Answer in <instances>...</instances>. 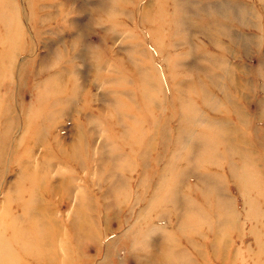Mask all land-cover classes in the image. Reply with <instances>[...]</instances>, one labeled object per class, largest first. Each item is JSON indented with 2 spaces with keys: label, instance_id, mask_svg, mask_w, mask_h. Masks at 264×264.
<instances>
[{
  "label": "rangeland",
  "instance_id": "1",
  "mask_svg": "<svg viewBox=\"0 0 264 264\" xmlns=\"http://www.w3.org/2000/svg\"><path fill=\"white\" fill-rule=\"evenodd\" d=\"M59 1L62 2V8ZM145 12L148 18H144ZM6 29L9 30L7 34L4 33ZM18 29H22L23 33L19 34ZM150 41L154 46L149 45ZM16 45L19 48H14ZM11 54L18 56L13 60ZM62 54L66 59L62 61L66 65L62 70L67 69L63 71L64 77L57 76ZM4 55H10V59ZM176 58L177 63H173ZM167 59L171 62L168 63ZM0 60V141L5 138L7 130H12L11 136L5 140H8V145L0 151V224L4 222L2 216L5 209L9 206L16 209L19 205L16 189L21 174L17 162L29 157L31 150L36 151L34 160V156L28 158L31 163L37 164V158L42 155L44 146H37L40 140L32 132V127L41 128L50 137L45 125L47 117L48 122H58L56 132L60 133L58 139L65 148L75 143L71 137L73 132L83 133L85 137L91 133L88 138H94L88 139L93 160L90 171L82 168L76 174L74 168H68L66 163H54L59 159L53 157L56 165L49 175L54 184L61 185V190L52 196L55 206L45 204L52 218L47 221L58 222L62 238L69 240L72 231L67 232L65 229L70 221H76L78 186H85L84 181L89 176L93 185L100 188L97 183L98 174L103 170L98 168V163L109 159L101 154L100 147L115 132L110 129L105 131L104 122L114 119L119 123L122 114L117 111V99L122 96L126 102L129 101L132 94L130 88L137 89L134 79L142 75L141 68L152 72V84L157 97L150 95L148 87L146 103L152 101L150 97H153L155 107L161 100L169 99L164 93L170 74L167 72V75L159 68L164 60L168 65L180 68V73L188 69L190 72H199L203 78H206L212 67L221 68L225 73L231 66L237 79L242 82L243 88L239 91L241 100L237 99L236 89L234 91L227 84L221 83L217 90L211 89L210 102L214 105H218V102L226 104L223 96L228 91L230 101H238L237 105L242 109L246 122L255 120V127H251L248 134L245 132L241 135L244 140L242 145L245 146L236 147L230 155L231 159H235L239 148H242V153L251 148L255 158L245 154L244 159L241 158L242 162L233 163L234 172L229 170L230 166L224 167V171L229 177L237 176L239 180L243 169L240 164L256 163L255 167L244 170L248 169L257 175L260 172L262 180L259 177L251 190L254 188V194H257L256 191L261 192L260 204H263L261 206L264 209V133L261 135L259 131L264 129V0H0ZM216 75L223 81V75ZM119 88L123 90L119 91ZM68 89L76 95L72 100H68ZM63 91H66L63 99L56 100ZM193 93L194 100L189 103L191 107L198 106L199 98L202 97L198 91ZM160 94L165 98H161ZM227 104L228 107L234 105ZM160 112L154 109L156 115ZM146 117L149 121L153 118L150 110L146 111ZM28 120L32 122L30 126L26 123ZM227 120H230L229 124L233 127L236 116H228ZM160 121H163L161 117ZM167 153L171 154V150ZM69 172L75 179L68 189L60 180L65 178L64 174L69 177ZM167 173L170 174V171ZM173 173L175 169L172 170V177ZM41 179L43 184L45 180ZM149 179L145 192L152 195L157 187V177ZM218 188L220 190V186ZM229 189L228 196H219V202L211 201L205 207L198 208L204 216L198 215L197 223L180 224L184 226L185 234L195 243V247L189 249L191 253L188 257L192 260L197 258L199 264H254L248 248L256 249V242L249 232L250 224L246 223L245 215L247 211L252 216L259 215V202L252 203L255 200L251 199L248 205L243 195L245 191L241 188L239 192L231 180ZM127 191L133 194L131 199L105 202L99 198L92 200L91 195L84 192L87 201L84 202L85 212L82 215L92 218L96 213L97 218L101 217V228L94 232L95 235H83L78 244L68 246V250L58 246L47 247L43 251L47 256L45 264L145 262V255L133 251V243L138 241L135 240L136 233L140 232L142 225L138 210H143V204L138 202L140 199L136 200L140 189L134 184ZM195 194L192 198L198 202ZM216 202L222 211L223 207L232 206L233 213H236L228 218L227 224L231 227L226 229L223 241L218 242V248L223 253H215L209 245V227L211 224L215 226L219 219V216L216 217ZM228 212L229 208L223 212L225 223L220 228L226 226ZM18 218L23 221V214L18 215ZM51 228L57 229L54 225ZM154 232L157 233H148L147 240L150 243L156 241L159 248L144 249L143 252L147 256L155 253L160 257L163 240L160 236L163 235L159 230ZM174 236L172 242L181 235L179 238L177 234ZM179 240L184 244L185 240ZM208 259L211 261L206 262ZM260 264H264V255Z\"/></svg>",
  "mask_w": 264,
  "mask_h": 264
},
{
  "label": "bare ground",
  "instance_id": "2",
  "mask_svg": "<svg viewBox=\"0 0 264 264\" xmlns=\"http://www.w3.org/2000/svg\"><path fill=\"white\" fill-rule=\"evenodd\" d=\"M59 2L62 8V2ZM148 17L149 15L145 12L144 18ZM18 30L19 34L23 33L22 29ZM8 32V29L4 31L5 34ZM6 42L7 40L4 39V43ZM149 45L154 46L151 41ZM14 48L19 47L16 45ZM200 53H202L201 50ZM64 54H62L61 62L58 64L60 71L57 72V76L60 77H64L63 71H67V69L62 70L66 66L62 64V61L66 60ZM9 56L4 55L5 58L10 59ZM11 56L15 60L18 55L11 54ZM177 60L178 58L173 63H177ZM167 61L168 63L171 62L169 59ZM143 65L145 68L147 67L145 63ZM160 65V70L170 74L166 93H164L169 99L161 100L160 104L154 107L153 97H156V93L154 91L155 86L152 84V72L144 71V68H141L142 75L134 79L137 89L130 88L132 94L129 101L126 102L122 96L118 97L116 106L119 109L117 111H121L120 114H122L119 123L117 124L113 119L104 122L103 126L105 131L110 129L115 133L110 134L109 138L104 140L102 147H100L101 154L109 158L107 161L102 162L101 160L98 163V168L101 171L103 170L102 173L98 174L97 183H99L100 188L93 185L89 180V176L84 181L85 186H78L80 189L77 194L79 198L77 216L74 218L76 221H70L65 229L67 232L72 231L70 239L67 241L62 238L59 232L61 226L58 222L47 221L52 218L50 213H47L45 204L55 206L56 203H54L52 196L61 190V185L54 184L53 178L49 174L52 167L59 163H66L69 166L68 168H74L76 174H79L82 168L92 170L93 160L88 139L94 138H88L92 135L91 133L86 134L85 137L83 133L76 134L73 132L71 137L74 138L75 143L72 147L65 148L58 139L60 133L56 132L58 122H48L49 120L46 117L45 125L49 129L50 137L41 128L32 127V132L40 140L37 146L40 147L41 145L44 148L41 157L37 158V164L28 160L32 156H34L33 160L35 159V150H31L29 157L23 158V160L20 159L17 162V168L21 174V181L16 189V201L19 205L16 209H11L9 206L2 216L4 222L0 224V264H45L47 256L44 255L43 251L47 247L53 246V248H56L58 246L68 250V246H72L74 243L78 244L83 235H95L94 232L101 228V217L97 218L96 213L93 214L92 218H88L85 214L82 215L85 212L84 202L87 201L84 192H87V195L90 194L92 200L97 198L104 202L106 200H126L133 197V194L127 190H130L134 184L140 189L136 200L140 199L138 202L143 204V210H138L141 217L140 223L142 224L139 228L140 232L136 233L137 239L135 240L138 241L133 243V251L142 256L145 255L147 258L141 264H153L150 262H157V260L159 261L158 264H199L196 261L197 258L192 260L188 257V254L191 253L190 250L195 247V243L190 240L188 234H185V228L180 224L181 222L197 223L199 220L198 215L204 216L200 211L201 209L198 208L205 207L211 201H218L219 196L222 194H229L230 180L235 183L239 192L241 188L242 191H245L243 195L248 205L249 201L252 200H255L252 203L259 202L260 214L252 216V213L247 211L245 217L247 219L246 223L250 224L249 232L256 242V249L249 247L248 252L253 255L251 258L253 263L260 264V259L264 255V233H262V230L264 231V209L261 206L263 204H260L262 203L260 201L261 192L256 191L257 194L260 193L258 196L253 193L255 192L254 188L251 190L257 180L261 178L260 172L257 175L248 171V169L244 170L245 168L255 167L256 163L253 162L245 165L240 164L243 169L239 174V180L237 176L236 178L234 176L229 177L224 171V167L230 166L229 170L234 172L233 163L242 162L241 158L244 159L245 154L253 159L255 158L256 155H253L251 148L245 153H242V148H239L236 158H233L234 160L230 158L231 152L234 153L236 147L245 146L242 145L244 140L241 135H244L245 132L248 134L250 128L255 127V120L250 119L246 122L242 109L237 105L238 101H230L228 91H225L223 96L226 104L218 102V105H214L210 102L212 97L209 96L212 92L211 89L215 88L217 90L218 86L224 83L234 91L236 89L237 99L241 100L239 91L243 88L242 82L237 79L231 66L228 68V72L225 73L221 68L212 67L207 72L206 78H203L199 72H190L188 69L180 73V68L168 65L166 60L162 61ZM214 66L217 67V65ZM154 67L156 66L154 65ZM0 68L2 69V67ZM216 74L223 75L221 76L223 81ZM185 81L186 84H183ZM148 87L150 95L153 97H150L152 101L147 104ZM187 88H189V91H186ZM70 90H67L68 100H72L76 96ZM118 90L122 91L123 89L119 88ZM193 91H198L202 97L199 98L200 103H198V106L192 105L191 107L189 103L194 100ZM65 94L66 91H63L58 99L56 97V100L61 101L62 96ZM165 96L160 94L161 98H165ZM227 102L234 105L228 107ZM52 108L54 109L55 106ZM153 108L159 109L160 114L156 115ZM149 110L153 116L150 121L146 117V111ZM228 116H236L233 127L229 124L230 120H227ZM49 117H52V115ZM159 117L163 121L159 122ZM219 119L222 121H219ZM26 123L30 126L32 122L28 120ZM234 128L235 130L232 132ZM43 131L44 133H42ZM259 131L261 135L264 133V129ZM11 133L12 130L6 131L5 138L0 141V151L5 150L6 145H8V140H5L8 139L7 136H11ZM169 149L171 154L167 153ZM53 157L59 160L54 162ZM33 160L31 161L33 162ZM131 169L134 170L131 172ZM173 169H175V173L172 177ZM168 170L170 174L167 173ZM71 172L68 175H70L72 182L66 174H64L65 178L60 180L68 189L72 187L75 179ZM148 177H157V187L152 195L145 192L150 183V179L147 180ZM41 178L45 180L43 184H41ZM170 179L174 180L169 181ZM238 182L240 184H237ZM129 186L131 187L128 189ZM218 186H220V190H217L219 189ZM193 194L198 198V202L193 200ZM216 205L218 211L216 217L219 216V219L216 221L215 226H212V224L210 226L208 223L210 226L208 230L209 245L215 253H223L222 249L218 248V242L223 241L224 234L227 232L226 229L231 227L227 224L228 218L233 217L236 213H233L232 206L228 207L230 215L228 216V213H226V226L220 228L225 223V213L223 212L228 211V208L223 207L222 211L217 202ZM99 206L101 209L103 208L102 205ZM194 211L196 212L193 213ZM22 214L24 220L19 221L18 215ZM52 225L57 229L51 228ZM157 230L163 235L160 236L163 237V244L161 243L162 255L158 257L155 253H151L150 256H147L143 252L144 249L158 247L156 241L150 243L147 240L149 234L154 235L157 233L154 231ZM174 234H177L178 238L181 235L179 239L185 240L184 244L179 239L172 242L171 240L175 239ZM170 241L172 243H169ZM129 242L132 243L133 241L129 240ZM208 261H211V259L206 262ZM58 264H61V262H58Z\"/></svg>",
  "mask_w": 264,
  "mask_h": 264
}]
</instances>
